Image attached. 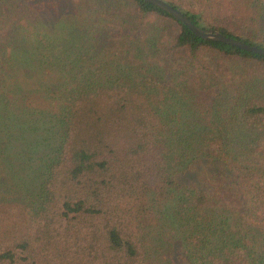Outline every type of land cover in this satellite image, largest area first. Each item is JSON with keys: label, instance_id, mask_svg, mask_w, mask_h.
I'll list each match as a JSON object with an SVG mask.
<instances>
[{"label": "trees", "instance_id": "trees-1", "mask_svg": "<svg viewBox=\"0 0 264 264\" xmlns=\"http://www.w3.org/2000/svg\"><path fill=\"white\" fill-rule=\"evenodd\" d=\"M165 1L264 47V0ZM1 172L0 264H264V55L144 0H0Z\"/></svg>", "mask_w": 264, "mask_h": 264}, {"label": "water", "instance_id": "water-1", "mask_svg": "<svg viewBox=\"0 0 264 264\" xmlns=\"http://www.w3.org/2000/svg\"><path fill=\"white\" fill-rule=\"evenodd\" d=\"M148 3H151L164 11L170 13L174 17H176L180 22H182L184 25H186L190 31H192L195 35L211 41H218L226 44H230L232 46L258 53L264 55V47H258L256 45L248 44L244 41L237 40L235 38L226 36L222 34L219 31L213 30V29H204L200 28L197 25H195L183 12H181L179 9L175 8L173 5L169 4L165 0H144Z\"/></svg>", "mask_w": 264, "mask_h": 264}, {"label": "rangeland", "instance_id": "rangeland-1", "mask_svg": "<svg viewBox=\"0 0 264 264\" xmlns=\"http://www.w3.org/2000/svg\"><path fill=\"white\" fill-rule=\"evenodd\" d=\"M186 2L189 3L190 0H186ZM5 165H7V163H5ZM2 170H7V168ZM0 175L4 177V182L10 184V181L7 179L8 176L2 174V172ZM14 195L15 193L12 194V197ZM24 206V202L16 198L8 199L0 205V239L4 238V236L19 232L24 228L26 219ZM154 227H150V229ZM163 230L167 231L168 225L165 224Z\"/></svg>", "mask_w": 264, "mask_h": 264}]
</instances>
